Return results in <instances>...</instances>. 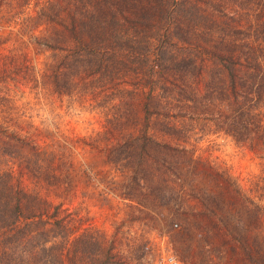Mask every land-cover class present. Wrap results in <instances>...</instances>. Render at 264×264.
Here are the masks:
<instances>
[{"label":"rangeland","instance_id":"rangeland-1","mask_svg":"<svg viewBox=\"0 0 264 264\" xmlns=\"http://www.w3.org/2000/svg\"><path fill=\"white\" fill-rule=\"evenodd\" d=\"M191 1L0 0V172L122 264H264V0Z\"/></svg>","mask_w":264,"mask_h":264},{"label":"trees","instance_id":"trees-1","mask_svg":"<svg viewBox=\"0 0 264 264\" xmlns=\"http://www.w3.org/2000/svg\"><path fill=\"white\" fill-rule=\"evenodd\" d=\"M193 6L191 0H171L168 13L172 17L183 8L188 13ZM102 51L94 45L80 43L68 56L74 59L75 68L90 69L91 60L86 61L85 55L97 58ZM230 54L227 60L233 65L229 70L234 78L240 57L234 51ZM94 67L100 70L101 65ZM252 69L256 74L261 71L254 85L264 87L262 64L258 62ZM2 153L11 158L9 161L18 156L11 148L3 149ZM43 154V150L31 154L30 162L35 165V158ZM80 224L79 218L70 217L38 193L14 183L10 170L0 172V264H122L103 235L80 229Z\"/></svg>","mask_w":264,"mask_h":264},{"label":"built area","instance_id":"built-area-1","mask_svg":"<svg viewBox=\"0 0 264 264\" xmlns=\"http://www.w3.org/2000/svg\"><path fill=\"white\" fill-rule=\"evenodd\" d=\"M159 264H177V261L172 255H166L160 259Z\"/></svg>","mask_w":264,"mask_h":264}]
</instances>
